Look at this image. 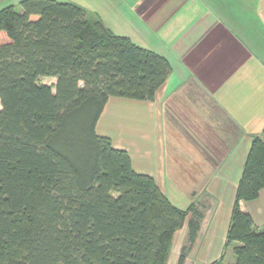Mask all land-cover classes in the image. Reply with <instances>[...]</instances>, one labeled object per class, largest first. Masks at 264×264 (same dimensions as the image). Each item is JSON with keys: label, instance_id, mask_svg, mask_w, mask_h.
I'll list each match as a JSON object with an SVG mask.
<instances>
[{"label": "trees", "instance_id": "16d2710c", "mask_svg": "<svg viewBox=\"0 0 264 264\" xmlns=\"http://www.w3.org/2000/svg\"><path fill=\"white\" fill-rule=\"evenodd\" d=\"M171 72L165 56L76 3L0 10V264H167L185 224L195 242L203 213L174 205L96 131L111 96L154 100ZM263 190L264 129L236 188L225 240L233 264H264V230L240 205Z\"/></svg>", "mask_w": 264, "mask_h": 264}, {"label": "crops", "instance_id": "0c3cea01", "mask_svg": "<svg viewBox=\"0 0 264 264\" xmlns=\"http://www.w3.org/2000/svg\"><path fill=\"white\" fill-rule=\"evenodd\" d=\"M58 1L86 8L169 60L172 72L154 100L111 96L96 131L126 150L134 170L152 176L174 205L200 210L197 237L220 238L207 247L219 254L251 137L264 129V0ZM240 205L264 225V190Z\"/></svg>", "mask_w": 264, "mask_h": 264}, {"label": "rangeland", "instance_id": "374dc122", "mask_svg": "<svg viewBox=\"0 0 264 264\" xmlns=\"http://www.w3.org/2000/svg\"><path fill=\"white\" fill-rule=\"evenodd\" d=\"M2 4L3 3L1 2L0 10L6 7V5H2ZM18 9H20L19 6H18ZM41 81L44 83H48V84L54 83V79H50V78H43L41 79ZM0 109H1V103H0ZM173 200L175 201V199ZM221 212L222 214L219 215L218 220L221 221V223L219 224V227H220L219 230L222 235L224 226L226 228V224L228 225V223L226 222L228 220L227 219L228 218L227 216L228 205L227 204H225V206L222 207ZM258 229L264 230V225H262V227H258ZM220 241H221L220 238L219 239L217 237L210 238L207 236V232H203V234L197 237L195 242L191 244L190 239H189V230H188L187 224H185L175 235L167 264H178L182 248L186 246H189L190 248L187 254L185 264H208L210 261L214 260V258H219L220 256L224 257L223 264H233L235 261V257H234L232 247H229L226 250L225 249L223 250L222 248L221 249L222 251H220L219 254H212L217 251V248L215 247L207 248L208 245L212 243L213 245L215 244L217 245V242L220 243ZM224 247H225V244H224Z\"/></svg>", "mask_w": 264, "mask_h": 264}]
</instances>
